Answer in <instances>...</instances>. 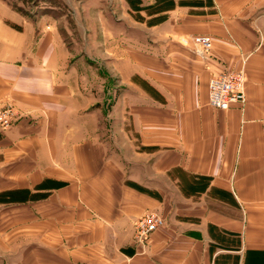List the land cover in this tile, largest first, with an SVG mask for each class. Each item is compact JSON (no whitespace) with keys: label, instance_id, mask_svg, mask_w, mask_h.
I'll return each instance as SVG.
<instances>
[{"label":"crops","instance_id":"1","mask_svg":"<svg viewBox=\"0 0 264 264\" xmlns=\"http://www.w3.org/2000/svg\"><path fill=\"white\" fill-rule=\"evenodd\" d=\"M167 1L139 26V104L119 131L58 28L48 47L2 9L0 106L16 115L0 129V264H264V0ZM202 34L206 59L182 41ZM241 68L245 105L211 106L212 75ZM147 212L165 225L141 244Z\"/></svg>","mask_w":264,"mask_h":264},{"label":"rangeland","instance_id":"2","mask_svg":"<svg viewBox=\"0 0 264 264\" xmlns=\"http://www.w3.org/2000/svg\"><path fill=\"white\" fill-rule=\"evenodd\" d=\"M170 3L167 0L147 1L146 5L141 0H0V14L3 9L5 15L8 9L35 24L38 32L48 36V47L54 43L53 34L58 28L57 34L68 48L66 55L71 59L85 58L96 73L102 86H97L95 91L102 93L99 106L107 113L105 122L119 131L121 121L132 119L125 107L139 104V26L162 23ZM154 13L159 15L153 16ZM8 19L10 24L21 27L12 17ZM196 36L201 35L187 40L197 51ZM210 53L201 56L206 59ZM83 66L79 64L80 71ZM104 77L110 80L109 87L105 86ZM0 107V129L4 130L13 124L16 112L9 100L1 102ZM5 118L10 119L9 125L2 124ZM158 216L165 221L163 216Z\"/></svg>","mask_w":264,"mask_h":264},{"label":"built area","instance_id":"3","mask_svg":"<svg viewBox=\"0 0 264 264\" xmlns=\"http://www.w3.org/2000/svg\"><path fill=\"white\" fill-rule=\"evenodd\" d=\"M187 42V39H183ZM195 44L198 45L200 55L210 53L213 47L212 37L209 35L196 36ZM246 71L244 68L239 70H224L212 75L208 86L209 104L220 110H228L235 103L242 106L247 101L246 97ZM10 112V109H8ZM12 114V113H11ZM3 125H9L10 119L2 121ZM164 219L160 218L155 212H147L140 216L135 222V239L138 243L145 244L150 236L158 228L164 226Z\"/></svg>","mask_w":264,"mask_h":264}]
</instances>
